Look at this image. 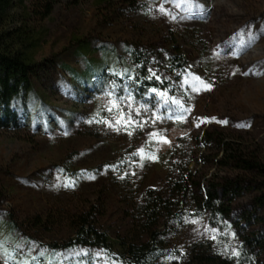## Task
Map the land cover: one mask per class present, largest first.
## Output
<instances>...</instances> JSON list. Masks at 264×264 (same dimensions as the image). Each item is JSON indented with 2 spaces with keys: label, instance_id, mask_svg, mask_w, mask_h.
Wrapping results in <instances>:
<instances>
[{
  "label": "rangeland",
  "instance_id": "374dc122",
  "mask_svg": "<svg viewBox=\"0 0 264 264\" xmlns=\"http://www.w3.org/2000/svg\"><path fill=\"white\" fill-rule=\"evenodd\" d=\"M9 17L5 26L26 23L34 31L30 53L39 70L22 125L0 128V264H112L98 247L50 245L71 238L72 219L89 209L111 237L147 241L134 205L163 184L172 165L189 163L201 179L235 175L215 165V151L201 142L206 130L242 141L264 159V0H15ZM135 52L154 71L149 79L169 86L142 90ZM177 53L187 60L182 70L169 63ZM98 71L106 74L102 83ZM109 90L143 127L115 124ZM129 95L131 108L123 99ZM170 98L189 110L182 120L169 118L179 114ZM246 178L251 189L234 202V223L252 213L257 190ZM231 221L212 226L202 214L162 222L170 252L157 264L188 262L196 249L229 257L240 244ZM253 221L241 223L245 234L264 233Z\"/></svg>",
  "mask_w": 264,
  "mask_h": 264
},
{
  "label": "trees",
  "instance_id": "16d2710c",
  "mask_svg": "<svg viewBox=\"0 0 264 264\" xmlns=\"http://www.w3.org/2000/svg\"><path fill=\"white\" fill-rule=\"evenodd\" d=\"M15 0H0V128L18 129L27 110L26 97L34 88V77L39 70V63L34 61L30 51L36 47L34 31L26 23L18 27L5 26L10 21V10ZM47 10L44 16H48ZM83 47V46H82ZM176 48V47H175ZM178 49V48H176ZM137 65L135 81L142 89L169 86L165 80L161 85L149 79V72L140 53L134 55ZM169 63L176 68L184 69L187 60L181 53L169 57ZM100 83L104 82L105 72H97ZM91 69L82 76L88 80ZM115 80L122 82L118 76ZM123 92V89H120ZM184 138H179V142ZM207 151H215V165L219 169L227 168L235 175L197 177L200 169H190L189 163L172 165L171 172L158 188H149L135 203L134 221L141 227L142 233L148 236L147 241L130 239L121 241L111 237L107 231L95 223L93 209L76 215L73 221L74 235L63 243H54V249L74 248L76 246L98 247L103 250L112 264H157L160 258L169 254V249L160 238L159 227L164 221L181 220L185 215L206 214L212 226L222 221L233 220V204L247 189L250 179L255 183L257 194L252 197V213L243 216L235 230L240 235L239 255L231 254L227 258L209 252L195 250L194 257L183 263L175 264H264L259 254L264 251V233L245 234L244 221L264 224V159L249 149L242 141L228 139L222 132L206 130L202 141ZM204 153L200 158L204 159ZM207 163L203 161V164ZM251 189V188H250ZM254 211V212H253ZM11 226L17 230L18 224L12 219Z\"/></svg>",
  "mask_w": 264,
  "mask_h": 264
},
{
  "label": "snow or ice",
  "instance_id": "6c2138e0",
  "mask_svg": "<svg viewBox=\"0 0 264 264\" xmlns=\"http://www.w3.org/2000/svg\"><path fill=\"white\" fill-rule=\"evenodd\" d=\"M178 6H179V4H178ZM161 11H165V10L163 8H161ZM173 19H175V17H173ZM149 72L152 73V75H155V73H154V71L152 69H149ZM149 78H151V76ZM156 78L159 79V77H156ZM194 80L196 82H198L199 85H201V86H203L205 88H210L211 87V85L205 84V82L203 80H201L199 77H194ZM194 90L199 91L200 88L199 87H195V85H194ZM152 91L156 92L157 90L156 89H152ZM158 94H159V96L161 98L165 97V93L163 91L159 92ZM107 95L110 98L109 103L111 105L110 107H108L107 110L111 112V111H113V108H114L116 113H117L116 120H115V124L116 125H124L126 127L129 124H135L138 127H143L142 124H140L138 121L133 119L132 111L125 112L124 107L120 104V100L122 99L121 97L116 96L112 90H109L107 92ZM123 99L125 101L129 102L127 104V106L129 108H131V102H133V97L131 95H129L127 97H124ZM166 104H167V101H166ZM171 104H174L176 106V108L179 110V114H177L176 112H172L170 114L169 118L171 119L174 116L175 119L182 120L184 118V113H186L189 110L186 109V108H183L181 102L178 101V100L171 99ZM140 107H144V106L141 105ZM133 111H135L136 114L139 115V109H133ZM156 118L157 119H162V117H160V116H157ZM226 122L227 121H224V123H226ZM105 123H109V126H113V124L111 122L105 121ZM241 126H246V125H241ZM117 130H119V128H117ZM129 134H131V133H129ZM150 136L157 137V136H159V133H151ZM164 142H169V141H167L165 139ZM138 154H142L143 155L144 154V149H140ZM92 178H94V177H92ZM191 223H197V221L193 220V221H191ZM212 231H216V230L213 229ZM211 238L212 239H216L215 236H212ZM233 254L238 256L239 252L233 250ZM23 264H28V261H24Z\"/></svg>",
  "mask_w": 264,
  "mask_h": 264
}]
</instances>
